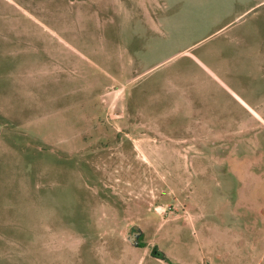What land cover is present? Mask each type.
<instances>
[{"label": "rangeland", "instance_id": "1", "mask_svg": "<svg viewBox=\"0 0 264 264\" xmlns=\"http://www.w3.org/2000/svg\"><path fill=\"white\" fill-rule=\"evenodd\" d=\"M0 264H264V0H0Z\"/></svg>", "mask_w": 264, "mask_h": 264}, {"label": "water", "instance_id": "2", "mask_svg": "<svg viewBox=\"0 0 264 264\" xmlns=\"http://www.w3.org/2000/svg\"><path fill=\"white\" fill-rule=\"evenodd\" d=\"M141 235V228L138 225H133L129 228L126 239L134 246L139 245V237Z\"/></svg>", "mask_w": 264, "mask_h": 264}, {"label": "flooded vegetation", "instance_id": "3", "mask_svg": "<svg viewBox=\"0 0 264 264\" xmlns=\"http://www.w3.org/2000/svg\"><path fill=\"white\" fill-rule=\"evenodd\" d=\"M140 239V238H139ZM155 250V249H154ZM156 251V250H155ZM155 251H153V253H155ZM154 256H157L156 254H154Z\"/></svg>", "mask_w": 264, "mask_h": 264}]
</instances>
